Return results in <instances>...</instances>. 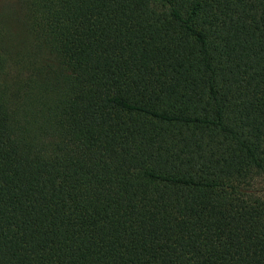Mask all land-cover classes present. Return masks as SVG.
<instances>
[{
  "label": "trees",
  "instance_id": "16d2710c",
  "mask_svg": "<svg viewBox=\"0 0 264 264\" xmlns=\"http://www.w3.org/2000/svg\"><path fill=\"white\" fill-rule=\"evenodd\" d=\"M0 264H264V0L1 2Z\"/></svg>",
  "mask_w": 264,
  "mask_h": 264
},
{
  "label": "rangeland",
  "instance_id": "374dc122",
  "mask_svg": "<svg viewBox=\"0 0 264 264\" xmlns=\"http://www.w3.org/2000/svg\"><path fill=\"white\" fill-rule=\"evenodd\" d=\"M3 1H7V0H0V3L3 2Z\"/></svg>",
  "mask_w": 264,
  "mask_h": 264
}]
</instances>
